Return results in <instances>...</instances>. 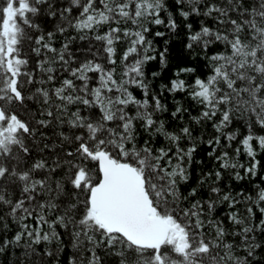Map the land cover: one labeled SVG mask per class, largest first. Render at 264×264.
Listing matches in <instances>:
<instances>
[{
    "label": "snow or ice",
    "instance_id": "1",
    "mask_svg": "<svg viewBox=\"0 0 264 264\" xmlns=\"http://www.w3.org/2000/svg\"><path fill=\"white\" fill-rule=\"evenodd\" d=\"M176 35L186 55L157 85ZM9 248L11 264H264V0H0Z\"/></svg>",
    "mask_w": 264,
    "mask_h": 264
},
{
    "label": "trees",
    "instance_id": "2",
    "mask_svg": "<svg viewBox=\"0 0 264 264\" xmlns=\"http://www.w3.org/2000/svg\"><path fill=\"white\" fill-rule=\"evenodd\" d=\"M164 39H168L167 35L164 38H156V40L154 41L157 44L158 49L164 46L163 45ZM182 39L183 37L179 35L173 36L171 39H169L167 45L169 48V52L167 53L169 57V63L165 69H163L162 71L160 70L158 59L150 62V66L148 68L149 72L160 71V78L154 82L157 85L159 83L165 82L164 78L170 76L169 69H174L175 65H177L178 63H180L182 59H184L186 53L182 49V45H181ZM21 248H16V249L9 248L5 252L0 253V264H11L15 256L21 253Z\"/></svg>",
    "mask_w": 264,
    "mask_h": 264
}]
</instances>
